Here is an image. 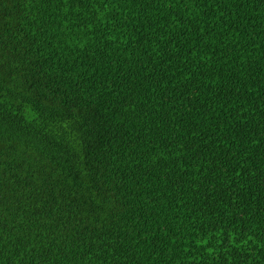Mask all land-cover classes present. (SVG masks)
Wrapping results in <instances>:
<instances>
[{"label":"trees","instance_id":"1","mask_svg":"<svg viewBox=\"0 0 264 264\" xmlns=\"http://www.w3.org/2000/svg\"><path fill=\"white\" fill-rule=\"evenodd\" d=\"M0 264H264V0H0Z\"/></svg>","mask_w":264,"mask_h":264}]
</instances>
